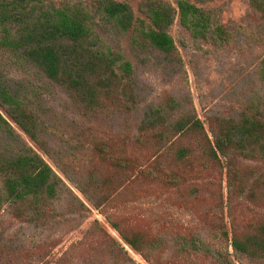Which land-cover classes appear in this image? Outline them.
<instances>
[{
    "label": "rangeland",
    "instance_id": "obj_1",
    "mask_svg": "<svg viewBox=\"0 0 264 264\" xmlns=\"http://www.w3.org/2000/svg\"><path fill=\"white\" fill-rule=\"evenodd\" d=\"M116 1L129 4L140 18L139 8L149 0ZM161 1L175 5V0ZM250 4L251 0H211L200 5L227 31L228 43L196 40L176 18L169 27L177 52L171 56L143 44L135 46L131 34L95 22V34L132 65L135 105L119 107L105 101L89 109L21 54L0 48V83L31 98L40 118V143L23 140L7 119L62 183L47 222L28 223L16 218L8 205L3 207L0 246L10 251L0 264H110L96 253L103 244L99 236L88 234L92 228L118 240L135 264H217L215 259L250 264L217 237L223 231H245L264 217V190H256L253 198L248 192L239 196L237 188L227 185L223 160L212 163L198 153L179 162L177 146H158L151 133L139 129L151 108L171 99L203 122L210 139L217 120H237L249 103L264 114V82L259 77L264 17ZM21 147L20 140L0 131V151L17 153ZM119 159L129 161L131 171L119 175L110 161ZM157 164L164 173L178 176L179 184L135 178V165ZM235 165L237 179L247 176L264 183V161L238 159ZM81 203L88 210L84 218L77 214ZM93 204L100 206L94 209ZM108 219L155 241L157 249L148 262L120 241ZM198 239L214 259L184 253L187 244Z\"/></svg>",
    "mask_w": 264,
    "mask_h": 264
},
{
    "label": "trees",
    "instance_id": "obj_2",
    "mask_svg": "<svg viewBox=\"0 0 264 264\" xmlns=\"http://www.w3.org/2000/svg\"><path fill=\"white\" fill-rule=\"evenodd\" d=\"M210 1L175 0L172 5L149 0L139 8L141 17L136 18L129 4L116 0H0V48L21 54L48 80L89 109L99 108L105 101L119 107L123 103L135 105L136 80L132 65L95 34V22L109 25L121 34H131L130 40L135 46L143 44L171 56L177 52L169 27L176 18L196 40L229 42L223 26L200 7ZM250 5L264 17V0H251ZM261 64L259 77L264 82V60ZM139 129L151 133L158 146H177L175 157L179 162L194 159L198 153L212 163L223 160L227 185L237 188L239 196L248 192V197L253 198L256 190H264V183L251 182L247 176L237 179L235 174L238 159L264 161V114L254 103H249L237 120H217L216 128L209 131L212 139L206 134L203 122L181 111L173 99L151 108ZM0 131L22 142L17 153L0 151V215L8 205L20 220L47 222L51 219L49 207L60 196L62 183L34 148L22 141L25 138L38 144L41 140L40 118L33 101L2 83ZM110 161L119 175L131 171L127 160ZM142 167L135 165V178L172 186L180 182L178 176L164 173L158 164ZM93 206L98 209L100 205ZM86 213L84 204L77 206L79 217H86ZM107 221L125 246L145 261L150 260L149 256L157 249L155 241L132 229H124L120 222ZM91 232L103 244L96 252L103 260L110 264H135L122 244L105 230L92 228L88 234ZM217 238L227 242L228 248L246 257L250 264H264V217L245 231H223ZM187 246L183 247L186 254L214 259L211 249L199 239ZM9 251L0 246V259ZM215 262L230 264L226 260L215 259Z\"/></svg>",
    "mask_w": 264,
    "mask_h": 264
}]
</instances>
